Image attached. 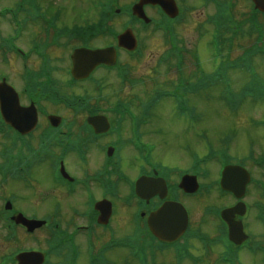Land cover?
Here are the masks:
<instances>
[{"label": "flooded vegetation", "instance_id": "flooded-vegetation-1", "mask_svg": "<svg viewBox=\"0 0 264 264\" xmlns=\"http://www.w3.org/2000/svg\"><path fill=\"white\" fill-rule=\"evenodd\" d=\"M176 1L183 9L192 2ZM155 10L159 16L169 18L160 6ZM94 24L95 21H91L85 22L82 26L91 28ZM61 34L63 33L51 29L50 26H46V29L44 26L42 31L22 32L21 42H24V45L20 44L24 50L36 56L30 57L29 62H18V65L15 62L11 74L16 86H19L17 84L20 81L19 87L32 92L39 108V126L34 136L29 138L14 132L11 147L19 156L39 155L41 158L36 160V172L39 169L47 171L48 166L51 181L58 187V192H63L69 197L66 199L67 202L64 200V203L50 208L49 213L71 211L70 215H74V212L78 214L99 212L97 204L104 203L105 206L104 200H110L116 214L124 215L121 221L123 224L114 217L109 224L111 229L109 225H103L95 228L93 232V243L97 253H102L107 244L121 243L110 255L109 264H264V222L258 223L257 213L259 205L264 209V196L258 192L256 186L251 185L243 199L221 190L215 184L197 194L179 191L176 186L178 173L174 170L176 165L167 163L164 170L158 168V165L163 163L159 157L161 146L157 144L160 141L163 145V128L161 113L157 110V96L151 94L153 89L143 95L134 91L130 98H119L114 102L106 94V87L113 89L116 86L121 89L129 86L133 90L147 92V88L142 86L146 85L148 80L137 83L127 80L123 87L121 81L114 79L113 70L104 65L97 67L89 77L77 80L71 75L70 50L67 54L70 67L66 78L64 57H57L53 50L68 49L73 41L63 38ZM82 34L81 45L87 46L85 38L91 45L98 43L100 34L96 30H86ZM104 34L107 38L105 47L113 46L112 34L109 32ZM174 35L175 39L181 37L178 31H175ZM189 54V50L185 49L184 68L192 75L193 58L190 60ZM62 81L69 86L93 85L96 93H88L86 96L64 95L58 86ZM164 81L169 86H174V83L176 85V80ZM157 86L156 84L154 87ZM53 106L64 107L68 111V116L66 113H53L50 110ZM52 115L62 118L58 127L51 125L49 117ZM94 117L105 119L104 122H96L104 131L98 132L97 126L89 123V118ZM108 124L109 127H106ZM136 145H140L141 148L138 150ZM62 163L75 178L73 183L65 184L59 181L58 174L61 175ZM156 169L158 175L155 174ZM43 175L47 182V174ZM141 176L166 178L170 191L165 200H161L160 195L153 197L150 202L134 198L131 182ZM22 182L26 185L24 180ZM23 183L15 179L16 187L13 190H23L21 188ZM176 197L187 207L189 222L178 225L184 229L174 239H162L151 231L148 216L168 198L175 200ZM207 198L208 202H204ZM48 201L45 199V206ZM241 203L245 204L244 209ZM135 207L140 209L142 218L136 223L138 246L137 251L132 253L128 248L131 233L119 235V230L127 228L133 231L134 222L130 224V215ZM235 208L239 209L234 218L237 221L241 220L244 232L248 236L246 241L239 244L229 239V225L221 218L224 209ZM125 211L128 213L127 216L124 214ZM101 232L108 234L102 243L99 235ZM81 242L84 243V240Z\"/></svg>", "mask_w": 264, "mask_h": 264}, {"label": "rangeland", "instance_id": "rangeland-1", "mask_svg": "<svg viewBox=\"0 0 264 264\" xmlns=\"http://www.w3.org/2000/svg\"><path fill=\"white\" fill-rule=\"evenodd\" d=\"M16 0H0V10L5 6H10V4H14ZM37 1V0H35ZM80 1V2H79ZM126 1V0H125ZM40 2L45 7L46 3V10L49 14H54L57 11L61 10V14H63L66 17V20H69L70 18L76 17L78 15H81L83 13H86V8L89 7V3L87 5H82L81 0H40ZM124 2V0H122ZM38 3V1H37ZM36 3V4H37ZM241 7L236 6V9L234 11V17L237 19V21H248L250 18V15L248 11L250 9L253 10L252 4L250 0H241ZM234 5L230 3V9L232 11ZM204 10V14H199ZM247 10V11H246ZM211 11H213L212 6H208V8H202L200 5L196 8V10L189 13L188 17V23L186 26H182L183 28V34L180 37L182 42L178 43L179 48L183 49H189V56L190 60L192 59V50H195L196 48L200 47V54L204 59V63H208L209 71L215 70L216 66L218 65V60H215V50L212 45V37L210 36L207 39H203V36L206 34L209 35V33L212 30V26H205L203 27V20L208 14H211ZM246 11V12H244ZM196 12V13H195ZM195 13V14H194ZM192 14L193 16H190ZM237 14V15H236ZM233 16V15H232ZM234 18V19H235ZM235 19V20H236ZM122 21V26L125 24L126 20L123 18H120ZM249 23V22H248ZM38 24V25H37ZM35 28L44 30V26L39 23H28L25 27L26 31H33ZM118 30H121L118 26L115 27ZM139 29V30H138ZM133 34L135 36L138 35L137 39L142 40L141 46H145V49L147 47H150L152 50L151 55L148 57L146 62L149 66H154L156 62V58L152 60V56L154 52L157 51L160 45V38L161 35L158 33H155L156 31L153 30L152 26L149 28L148 31H144L139 28L138 25L135 27H132ZM185 32V33H184ZM137 34V35H136ZM229 35L227 34V37ZM204 42L202 43V41ZM24 45V42H21ZM201 43V44H200ZM78 45V43L74 44L73 46ZM95 45V44H94ZM246 45V44H245ZM142 46V47H143ZM66 50V51H65ZM64 48H54L53 52L54 55L57 54V57H64L65 60V70L64 74L67 78V73L69 70V63L67 60V54L70 50V48L65 49ZM242 50H237L234 52L233 57L237 56L239 53H241ZM18 65V60H15ZM191 64V63H190ZM20 66V65H19ZM256 69L260 72V74L264 77V61L261 59H256ZM1 71H5L7 73L12 74V69L9 67V65H6L2 62V59L0 57V73ZM230 75V77L233 80L234 83V89L235 92L242 93L245 90V85L247 82H249V79L251 78V73L247 69H230L227 71ZM165 76L157 75L153 78L148 79V82L146 85L142 87L147 88V92H140L138 90H133L129 86L126 88H119L116 86L113 89H108L106 87V94H108L112 102L116 101L119 98L122 99H128L132 95H134V91L137 92L140 95L147 94L149 90H151L156 84L161 85L164 83ZM254 77H259V74L254 73ZM59 83V82H58ZM228 80L225 79L223 83L220 86H216L212 89H207L204 91V93L198 97L193 99V106L197 110L198 113L194 114V126L197 127V129H200L201 131L206 130L204 127L208 128L207 133L201 135L202 142L198 143L196 138L197 135L194 134V136L187 140L189 144L192 145L193 149V156L192 158L195 160L201 159L203 157H206V152L208 151V155L213 156L217 161H223L225 159V152L226 149L229 147L228 142L230 136H232L233 143L228 148L229 155L240 157V158H246L248 157V154L251 152V150H254V153L258 156L264 155V90H262L261 87L252 88L250 91V95L247 100L243 101L240 106L238 107L237 111H234L231 109L227 101L224 100L223 97L226 95L228 97L230 95V88L227 86ZM19 86H21V82L18 81ZM264 85V83H262ZM60 91L64 95H84L86 96L88 93H96L95 86L93 85H86V84H78L75 86H69L66 82L62 81V83L58 84ZM134 97V96H133ZM240 102L241 100H236ZM24 103V102H23ZM172 105V103H171ZM50 110L53 113H66L68 116V111L62 106H53L50 107ZM167 108H163V111H166ZM205 112L206 117L204 124L201 121L202 112ZM197 118L199 120H197ZM77 121V118H75ZM81 122V121H79ZM164 127H166L169 132V137H172V133L175 131H179L185 126V121L180 120V118L174 117L172 115L171 117H168L165 119V122L163 124ZM204 126V127H203ZM196 132V131H195ZM234 137V138H233ZM199 138V137H198ZM162 141V140H161ZM166 141L165 139L163 140ZM174 144L172 145L171 149L173 152L168 155H166V159H183L184 161H181L179 165L185 166L186 160L188 159L185 155L184 151H181L177 149V147H183L180 146L181 142H185V139H179L178 136L174 138ZM161 146V148H165V146L160 144V141L157 142ZM179 145V146H177ZM213 147V149H212ZM210 156V157H211ZM160 157V156H159ZM201 157V158H199ZM164 158H162L163 160ZM39 169L37 172L36 170L32 174V177L30 178V182L26 185L23 184L21 188L24 190L21 191H15L13 189H9L8 193L14 192V194L17 196L16 200V207L24 210L29 215H35V216H45L49 215V209L52 207H55L57 204H61L65 200L67 202V197L63 192H58V187L55 186V184L51 181L50 176V169L47 166L44 171H40ZM43 174H47V182L45 181V177ZM40 176V177H36ZM21 192V193H20ZM66 197V198H65ZM45 199L49 200L47 205L45 206ZM204 202H208V198L204 200ZM64 203V202H63ZM71 211H65V213H62V216L64 218V215L67 217L65 219L71 220V219H78L76 215H70ZM65 219L63 221H65ZM124 218H122L121 221H123ZM78 223V222H77ZM120 224H123L120 222ZM130 224H132L131 218H130ZM19 230L22 234L23 228L19 227ZM132 229H120L119 235L124 234H130ZM7 231H2L0 229V259L2 256V253L5 252L11 253L14 248L17 245H10L6 242V233ZM33 235V234H32ZM100 240L101 243L107 239L108 234L105 232H101L100 234ZM37 238H43L41 232L35 234ZM48 234L46 235V237ZM45 237V238H46ZM32 242H29L31 241ZM22 246L21 248H25L27 251H31L33 249L38 250L41 246H38V243H35V239L33 237H29V239L26 242L20 243ZM39 251V250H38ZM42 252V251H40ZM82 261L84 264L87 263L86 258H82Z\"/></svg>", "mask_w": 264, "mask_h": 264}, {"label": "bare ground", "instance_id": "bare-ground-1", "mask_svg": "<svg viewBox=\"0 0 264 264\" xmlns=\"http://www.w3.org/2000/svg\"><path fill=\"white\" fill-rule=\"evenodd\" d=\"M14 64H12V66H13ZM164 106H166L167 107V105H164ZM170 152L172 153V151H170V150H168V149H161L160 150V154H162V155H164V156H166V155H168V154H170ZM168 153V154H167ZM124 214L127 216L128 215V213L125 211L124 212ZM121 215H123V214H121Z\"/></svg>", "mask_w": 264, "mask_h": 264}]
</instances>
